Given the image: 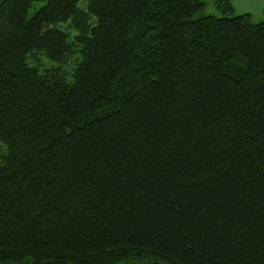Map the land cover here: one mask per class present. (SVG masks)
Returning <instances> with one entry per match:
<instances>
[{"label":"trees","instance_id":"1","mask_svg":"<svg viewBox=\"0 0 264 264\" xmlns=\"http://www.w3.org/2000/svg\"><path fill=\"white\" fill-rule=\"evenodd\" d=\"M216 4L0 0V261L264 264V21Z\"/></svg>","mask_w":264,"mask_h":264},{"label":"rangeland","instance_id":"2","mask_svg":"<svg viewBox=\"0 0 264 264\" xmlns=\"http://www.w3.org/2000/svg\"><path fill=\"white\" fill-rule=\"evenodd\" d=\"M232 5L234 7L233 13L234 14H243V13H250L251 18L255 22L264 21V0H231ZM206 7L204 9L205 14H215L217 16H221L222 12L221 9L218 8L216 4V0H205ZM79 56L76 54L71 59L67 61V64L64 66V69L67 73V77L69 78L71 71L74 69V65L77 63ZM32 64L43 63L44 65H50V60L46 58V56L40 52H38L34 59L30 60ZM13 75V74H12ZM18 80V76L14 77ZM22 82H20L21 84ZM26 85V84H25ZM131 262V263H128ZM128 264H141L138 261H128ZM0 264H15L13 262H3L0 261Z\"/></svg>","mask_w":264,"mask_h":264}]
</instances>
